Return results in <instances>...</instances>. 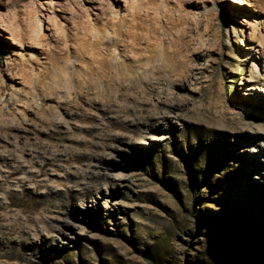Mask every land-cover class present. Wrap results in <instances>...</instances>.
Instances as JSON below:
<instances>
[{
	"label": "rangeland",
	"instance_id": "374dc122",
	"mask_svg": "<svg viewBox=\"0 0 264 264\" xmlns=\"http://www.w3.org/2000/svg\"><path fill=\"white\" fill-rule=\"evenodd\" d=\"M0 33V126L50 99L72 142L40 152L80 155L88 131L116 150L81 164L123 178L101 224L99 206L57 215L56 246L5 264H264V0H0ZM95 103L160 119L134 145L102 112L68 125Z\"/></svg>",
	"mask_w": 264,
	"mask_h": 264
},
{
	"label": "bare ground",
	"instance_id": "6f19581e",
	"mask_svg": "<svg viewBox=\"0 0 264 264\" xmlns=\"http://www.w3.org/2000/svg\"><path fill=\"white\" fill-rule=\"evenodd\" d=\"M234 3L241 5L242 0H234ZM6 30H1V32L5 33ZM32 40L39 41L38 37ZM51 53L49 51L48 56ZM32 80L28 79L25 82L33 90L36 86ZM260 90L264 94V87ZM31 92L34 93V91ZM50 102L49 99L46 101L45 107H38L34 111L26 109V112L32 111L33 116L30 120L15 112L11 114L10 118L14 125L2 122L0 126V138L2 139H0V264H5V259L8 256L18 259H26L28 256L36 254L42 256L48 247L56 246L55 237L58 230L54 226L53 220L60 214H74L79 210V206H99L98 221L101 224L105 217L97 195H105L107 189L112 187L113 180L123 179L119 175L116 179L111 178L112 181H110L106 177L104 178L100 171L89 174L88 172L91 171L81 164L83 161L93 160L97 156L104 161L109 160L111 163L114 158L113 152L116 150L108 145L86 141L90 137L88 131H84L85 137L75 143L81 151L80 155L40 152V148L49 142H61V144L64 141L72 142L71 136H67L69 128H67L65 119L70 116L68 110L57 104L56 108L60 109L63 116L58 117L56 112H53L55 107L48 105ZM72 103L65 104L75 108H81L83 105L79 103L73 105ZM95 105L96 107H93L95 112L90 113L89 124L74 126L69 121L68 125H72L78 131L86 129L94 131L100 127L95 124V120L98 119L99 112H102L106 120L104 129L109 130L114 126L117 129L118 138H113V140L118 142L120 138L127 141L128 145H134L147 140V130H150V126L160 119L156 114L144 110L132 112L124 107L123 111L117 112L111 110L108 105H102V108H99L96 103ZM124 106L126 105L124 104ZM97 111L98 113H96ZM72 114L77 115L78 113L72 112ZM142 116L146 117L147 121L137 125L138 118ZM33 120L41 123L38 125L37 123L29 124ZM32 128H36V131ZM246 138L243 134L242 139ZM98 140L103 141L100 138ZM261 153L264 155V150ZM37 163L38 166H36ZM257 164H261V162H257ZM50 167H54V169H49ZM94 175L102 177L103 182L93 185L90 177ZM108 178L110 177L108 176ZM43 192L46 195H43ZM7 247L10 248L9 252L5 251Z\"/></svg>",
	"mask_w": 264,
	"mask_h": 264
}]
</instances>
